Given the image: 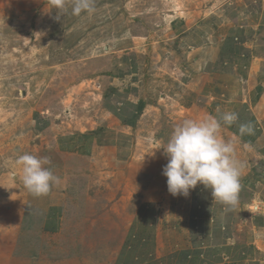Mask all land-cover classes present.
Masks as SVG:
<instances>
[{
	"label": "crops",
	"instance_id": "0c3cea01",
	"mask_svg": "<svg viewBox=\"0 0 264 264\" xmlns=\"http://www.w3.org/2000/svg\"><path fill=\"white\" fill-rule=\"evenodd\" d=\"M227 2L226 9L221 6V11L213 12L210 18L193 25L176 19L165 28L167 37L159 40L166 42L160 48L164 50L162 58L158 55L149 67L156 76L154 91L147 77L149 60L141 58L139 63L146 64L145 72L141 71L135 56L129 53L124 58L125 75L117 81L112 79L103 96L97 95L103 98V104L90 123L78 118L70 124L61 121L47 125L35 118L36 126H46L41 127V132L47 151L40 153L37 149L34 156L47 157L51 164L46 167L61 178V183L49 194L37 197L20 183L19 191L16 183L4 186L0 178V187L6 194L0 195V264H78L83 253L75 246L63 245L61 235L68 224L85 219L87 203L93 201L100 202L96 204L101 209L96 221L106 215L116 219V228L141 226L138 236L131 235L129 228L123 231V241H150L148 215H155L157 206L144 200L142 191L148 187H135L133 179L141 180L142 172L146 175L153 156L163 161L159 175L160 180L165 178L162 169L168 162L166 156L142 152L149 145L148 138L157 132L158 115L152 120L151 113H192L195 109L203 112L205 119H219L226 112L238 114L236 123L228 126L221 121L220 128L232 140L234 158L242 164L238 203L229 210L213 199L211 190L203 185L190 190L188 197H174L167 190L168 199L157 215V230L162 231L156 239L172 252L159 253V257L166 258L169 264H264V115L260 108L264 101V59L249 40L255 28L234 26L235 16L244 12L243 6L247 7L244 4L255 5L256 0ZM256 5L252 12L258 10ZM260 15L264 16L262 10ZM241 123H250L253 133L240 135ZM163 128L161 123L158 129ZM160 133L155 136V148L163 138ZM18 173L21 178V168ZM254 205L260 209L255 213ZM120 209L125 210L118 211L115 217L108 212ZM139 211L140 218L136 219ZM28 233L33 235L26 239ZM57 236L59 245L52 246L49 241ZM125 249L131 256L135 247ZM95 262L91 264H99Z\"/></svg>",
	"mask_w": 264,
	"mask_h": 264
},
{
	"label": "rangeland",
	"instance_id": "374dc122",
	"mask_svg": "<svg viewBox=\"0 0 264 264\" xmlns=\"http://www.w3.org/2000/svg\"><path fill=\"white\" fill-rule=\"evenodd\" d=\"M227 1L231 0H95L94 12L74 16L71 14L72 0H68L67 10L61 13L53 9L50 0H0V178L4 186H14L16 183L19 191L18 183L23 185V180L19 178L21 166L17 164L18 158L24 154L35 155L37 149L40 153L47 151L43 140L45 136L41 132L46 127L43 123L59 124L63 121L70 124L78 118L90 123L103 104V98L98 99L97 95L101 93L103 96L112 79L117 81L125 75L124 58L129 53L135 56L141 71L146 66L143 62L139 63L141 58L149 60L147 77L150 79L148 83L152 84L151 92L154 91L156 76L149 67L150 63L162 56L164 50L160 48H164L166 42L163 44L159 40L167 37L165 28L176 19L193 25L203 18H210L213 12L221 11V6L226 9L230 3ZM256 4L258 10L256 8L252 12ZM256 4L245 3L247 9L243 6L241 10L244 12L240 10L241 13L235 16L234 26L245 24L248 30L251 26L255 28V34L249 40L255 50L261 51L259 55L264 59V16L260 15L261 10L264 13V0H256ZM261 64L264 70V61ZM154 67L151 66L152 69ZM168 101L171 102V99ZM260 108L264 115V101ZM173 111L151 113L152 120L158 115L159 121L155 126L157 132H162L159 137L162 134L163 138L155 148L156 132L149 145H145L147 148L142 149L144 154L163 156L162 148L175 127L191 116H194V121L205 119L198 109L192 113ZM35 118L43 123L36 126ZM161 123L164 128L158 129ZM262 124L264 127V121ZM219 136L224 142L231 143L235 157L232 140L221 131ZM261 144L264 145V140H261ZM262 148L258 150L262 151ZM162 163L153 156L146 175L142 172L141 180L138 181L137 177L133 179L135 187H148L142 191L144 200L157 206V213L152 215L154 218L148 215L151 218L147 226L150 241H123V231L129 228L131 235L138 236L142 232L141 226L133 224L125 229L116 228V219L113 221L106 215L96 221L101 213L96 204L100 202L88 201L93 205L87 203L86 212L82 211L83 217L84 212L87 214L85 219H80L81 223L68 224L61 235L63 245L75 246L83 253L78 264H91L92 261L113 264L114 258L116 264H160L161 261L162 264H169L166 258L159 257V253L172 251L156 239V234L162 231L157 230V215L161 213L160 208L165 206L164 200L168 199L167 178L160 180L162 176L159 175ZM0 195H6L1 187ZM86 201L84 196V204ZM257 209L254 205L252 212H257ZM123 210L108 212L115 217L118 211ZM140 212L136 219L140 218ZM135 229L137 233H134ZM183 230L186 231V228ZM32 235L28 233L26 239ZM59 238L57 236L49 242L52 246L59 245ZM129 245L135 247L131 256L129 251L125 252Z\"/></svg>",
	"mask_w": 264,
	"mask_h": 264
},
{
	"label": "clouds",
	"instance_id": "9594fccd",
	"mask_svg": "<svg viewBox=\"0 0 264 264\" xmlns=\"http://www.w3.org/2000/svg\"><path fill=\"white\" fill-rule=\"evenodd\" d=\"M50 2L58 13L67 10L68 0ZM94 11L95 0H72V15ZM238 119L237 113L226 112L219 119L211 116L201 121L189 119L175 127L162 148L168 161L163 166L162 175L167 178V189L172 196L188 197L190 190L203 185L211 190L213 199L228 206L229 210L235 208L241 188L242 164L234 159L233 146L220 138L219 131L221 121L231 126ZM239 133L251 135L253 127L250 123H241ZM148 139L151 142L152 138ZM17 164L22 169L24 187L34 196L47 195L52 187L61 183V178L46 167L51 164L47 157L24 154L18 158Z\"/></svg>",
	"mask_w": 264,
	"mask_h": 264
}]
</instances>
